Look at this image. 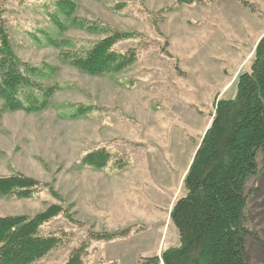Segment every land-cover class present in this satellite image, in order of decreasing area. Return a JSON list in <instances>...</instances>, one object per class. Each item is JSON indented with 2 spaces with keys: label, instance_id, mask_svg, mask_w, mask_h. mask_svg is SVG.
Listing matches in <instances>:
<instances>
[{
  "label": "rangeland",
  "instance_id": "obj_1",
  "mask_svg": "<svg viewBox=\"0 0 264 264\" xmlns=\"http://www.w3.org/2000/svg\"><path fill=\"white\" fill-rule=\"evenodd\" d=\"M55 1L0 0L14 54L45 68L38 81L54 88L35 113L6 110L0 98V176L20 172L45 185L29 199L0 197V216L66 209L43 226L63 245L33 264H66L92 233L118 235L92 239L84 264H164L163 251L180 243L172 208L216 102L233 96L264 36V0H74L65 30L50 18ZM114 30L136 34L116 44L138 53L131 68L91 75L72 64L71 54ZM100 148L112 155L106 167L81 165ZM257 159L245 214L255 233L250 264H264V150Z\"/></svg>",
  "mask_w": 264,
  "mask_h": 264
},
{
  "label": "trees",
  "instance_id": "obj_2",
  "mask_svg": "<svg viewBox=\"0 0 264 264\" xmlns=\"http://www.w3.org/2000/svg\"><path fill=\"white\" fill-rule=\"evenodd\" d=\"M205 0H175L193 4ZM77 3L56 0L49 12L61 30L72 19ZM83 24V23H82ZM88 29L96 23L84 22ZM97 30L107 29L106 27ZM117 30L94 42L88 49L71 54L72 64L91 75L120 73L138 59L132 49L119 51L116 44L135 37ZM51 43H57L48 35ZM51 69L50 66H46ZM48 75L45 68L20 61L14 54L10 26L0 14V98L4 109L40 112L47 108L54 88L39 82ZM84 113L83 109L78 112ZM2 109H0V117ZM264 150V36L260 39L249 71L234 83V94L216 102L215 115L196 151L184 180L185 195L179 198L171 219L179 232V245L163 251L164 264H250L248 240L252 234L245 223L252 189L250 180L258 174V154ZM112 155L100 148L81 159L82 166L101 169ZM120 166L122 160H118ZM45 188L44 183L16 172L0 176V197L29 199ZM66 213L51 205L35 215L0 216V264H33L63 245V237L46 233L43 226ZM118 234L92 233L71 254L66 264H84L92 239L111 241ZM154 257L145 264H159Z\"/></svg>",
  "mask_w": 264,
  "mask_h": 264
},
{
  "label": "water",
  "instance_id": "obj_3",
  "mask_svg": "<svg viewBox=\"0 0 264 264\" xmlns=\"http://www.w3.org/2000/svg\"><path fill=\"white\" fill-rule=\"evenodd\" d=\"M207 130H208V129H207ZM207 130H206V131H207ZM205 134H206V133H205ZM198 148H199V147H198ZM191 163H192V162H191Z\"/></svg>",
  "mask_w": 264,
  "mask_h": 264
}]
</instances>
